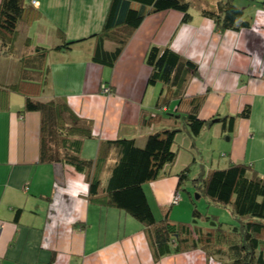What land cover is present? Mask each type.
<instances>
[{
  "label": "crops",
  "instance_id": "1",
  "mask_svg": "<svg viewBox=\"0 0 264 264\" xmlns=\"http://www.w3.org/2000/svg\"><path fill=\"white\" fill-rule=\"evenodd\" d=\"M218 1L200 0L199 10L214 9ZM250 1L236 4L251 23L249 29L238 32L221 33L201 13L187 24H182L183 16L177 11L152 14L112 69L91 62V43L71 54L50 55L47 96L66 98L76 114L93 122L95 139L84 143L83 158L95 159L103 140L135 139L144 146L154 128L140 125L141 112L156 110L161 91L160 85L147 86L150 68L145 56L151 45H171L199 64L188 93L209 94L200 113L203 120H215L207 132L216 128L223 133V123L217 119L237 116L251 107L249 118L236 120L229 159L219 165L253 163L264 175V9ZM110 3L39 0V6L33 7L36 18L19 24L15 54L0 55V264H210L202 251L156 260L138 221L86 199L89 184L84 175L67 165L39 163L41 115L22 112L25 97L3 89L17 79L26 47L53 48L65 40L100 33ZM105 88L112 93L104 92ZM190 148L194 151L195 146ZM109 157L105 175L116 162L117 151L112 150ZM166 171L169 175L159 180L179 174L172 175L171 167ZM159 180L144 186L157 218L151 196L164 198L159 207L174 205L178 189V184L165 187Z\"/></svg>",
  "mask_w": 264,
  "mask_h": 264
},
{
  "label": "trees",
  "instance_id": "2",
  "mask_svg": "<svg viewBox=\"0 0 264 264\" xmlns=\"http://www.w3.org/2000/svg\"><path fill=\"white\" fill-rule=\"evenodd\" d=\"M259 6L264 9V0ZM190 9L188 0H111L100 33L80 40H65L53 48L26 47L19 59L17 79L3 89L25 97L22 112L41 115L39 163L67 165L84 175L89 184L86 199L121 210L138 221L156 260L202 251L210 264H264V175L253 163L231 162L225 168L211 169L193 179L208 200L232 207L236 224L221 222L219 216L202 213L198 208L194 209L189 223L175 222L169 211L163 218H157L144 190L146 184L169 175L166 168L177 161L179 135L185 132L195 140L215 122L200 118L209 94L188 93L191 81L199 73L198 63L180 55L171 45H151L145 56L150 68L147 86L160 85L161 91L156 110L142 109L139 123L154 130L144 146L135 139L103 140L95 159L82 156L84 143L95 139L93 122L76 114L66 98L47 96L51 91L50 55L71 54L91 43V62L112 69L146 17L177 11L183 16L182 24H187L193 18ZM201 15L213 21L221 33L251 27L244 10L233 0H219L214 9H202ZM36 16L30 0H2L0 55L15 54L20 22ZM107 89L108 94L112 93L113 90ZM173 105L175 110L169 113ZM250 114L251 107L246 106L239 115L217 122H222L224 130L232 133L236 120L247 119ZM112 150L117 151V160L104 180L103 169ZM190 171L191 165L177 175L176 193H180L185 181H191ZM20 214L21 210L16 220Z\"/></svg>",
  "mask_w": 264,
  "mask_h": 264
},
{
  "label": "rangeland",
  "instance_id": "3",
  "mask_svg": "<svg viewBox=\"0 0 264 264\" xmlns=\"http://www.w3.org/2000/svg\"><path fill=\"white\" fill-rule=\"evenodd\" d=\"M261 1L263 0H251L250 2L259 6ZM188 2L191 4L190 13L192 15H198L201 13L202 10H199L198 7L200 0H188ZM240 2L241 0H236L237 5H240ZM25 20L28 19H24V21ZM174 107V105L171 106L168 112L171 113ZM220 126L222 132L226 133L227 137L223 133H218L216 128L207 132L210 127L204 130L202 135L195 140L191 137L189 138V134L185 132L179 136L178 145H176V148L179 150V154L176 163L171 167V173L172 175L180 173L184 168L191 165V181H185V183L180 188L182 199L180 203L176 205L168 204L166 207H159V205L162 204L164 198L159 197L156 199L151 196L152 204L156 202V215L158 217L163 218L168 214L169 211L170 218L175 220V222L189 223L193 220L192 213L194 209L198 208L202 213H209L211 215L219 216L221 222L236 224L237 220H235V217L233 216L232 207L222 206L211 202L205 196H203L202 191L196 187L197 182H194L195 178L198 179L199 176L207 173L209 170L224 167L225 165H219L220 161L222 160L223 163L229 159V157H226V155L229 156L227 149L232 146V142H229V138L232 136V133L225 131L223 125ZM192 144L195 146L194 151H191L190 148ZM187 147L188 149H185ZM194 158L195 162L193 163ZM109 174L105 175L103 173V179L106 180ZM159 181H162L165 187H169L170 185H177L179 177L171 176L170 178H163ZM148 187H150V183H148ZM171 206L172 209H170Z\"/></svg>",
  "mask_w": 264,
  "mask_h": 264
},
{
  "label": "built area",
  "instance_id": "4",
  "mask_svg": "<svg viewBox=\"0 0 264 264\" xmlns=\"http://www.w3.org/2000/svg\"><path fill=\"white\" fill-rule=\"evenodd\" d=\"M31 5H33L34 7H38L39 6V1L38 0H30ZM104 92L108 93V89H104ZM181 201V194L180 193H176L172 204H178Z\"/></svg>",
  "mask_w": 264,
  "mask_h": 264
},
{
  "label": "clouds",
  "instance_id": "5",
  "mask_svg": "<svg viewBox=\"0 0 264 264\" xmlns=\"http://www.w3.org/2000/svg\"><path fill=\"white\" fill-rule=\"evenodd\" d=\"M32 7H34L33 5H31ZM36 8V7H35ZM105 89H107V88H105Z\"/></svg>",
  "mask_w": 264,
  "mask_h": 264
}]
</instances>
